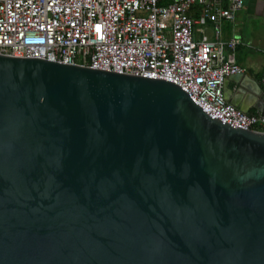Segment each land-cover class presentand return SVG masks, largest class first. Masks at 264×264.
<instances>
[{
    "label": "water",
    "instance_id": "obj_1",
    "mask_svg": "<svg viewBox=\"0 0 264 264\" xmlns=\"http://www.w3.org/2000/svg\"><path fill=\"white\" fill-rule=\"evenodd\" d=\"M0 264H264V132L166 81L0 55Z\"/></svg>",
    "mask_w": 264,
    "mask_h": 264
},
{
    "label": "built area",
    "instance_id": "obj_2",
    "mask_svg": "<svg viewBox=\"0 0 264 264\" xmlns=\"http://www.w3.org/2000/svg\"><path fill=\"white\" fill-rule=\"evenodd\" d=\"M247 1L0 0V55L166 81L211 119L264 132V116L240 111L223 94L225 80L245 70L224 61V47L237 41H220V26ZM208 22L217 40L195 41L193 26Z\"/></svg>",
    "mask_w": 264,
    "mask_h": 264
},
{
    "label": "crops",
    "instance_id": "obj_3",
    "mask_svg": "<svg viewBox=\"0 0 264 264\" xmlns=\"http://www.w3.org/2000/svg\"><path fill=\"white\" fill-rule=\"evenodd\" d=\"M222 7L225 2L222 1ZM200 8L191 10L193 17H198ZM206 36L209 40H217L213 32V24L204 27L193 26V39L200 40ZM235 38L234 49L224 47L223 58L243 68L240 77L230 76L223 84L225 100L246 114L261 115L264 103V87L261 74L264 72V0H249L235 14L233 22L223 21L218 39L226 42Z\"/></svg>",
    "mask_w": 264,
    "mask_h": 264
}]
</instances>
